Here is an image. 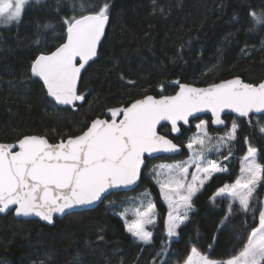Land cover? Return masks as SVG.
<instances>
[{
    "label": "trees",
    "instance_id": "obj_1",
    "mask_svg": "<svg viewBox=\"0 0 264 264\" xmlns=\"http://www.w3.org/2000/svg\"><path fill=\"white\" fill-rule=\"evenodd\" d=\"M104 2L110 4L109 23L96 58L81 74L78 92L85 95V101L75 108L54 107L42 83L30 73L37 55L63 42L54 39L61 35L60 28L53 31L41 26L57 23V8L60 16L70 15L72 0L28 5L19 23L0 26V142L29 134L56 142L80 134L109 107L127 105L147 94H172L174 79L204 86L232 76L254 84L264 78V29H252L248 16L249 10L264 11V0H156L155 5L153 0H76L85 6ZM233 120L239 125L233 153L245 152L244 138L248 137L261 151L259 162L264 164V136L259 132L264 115H228L225 128L215 129L209 122L208 130L217 134L228 129ZM193 129L192 122L175 138L183 145L180 155L149 159L147 165L155 159L185 157L184 143ZM159 131L169 135L167 125ZM235 160L227 164V172L213 174L192 198L189 219L170 241L165 225L167 208L144 169L134 190L112 193L95 208L66 214L52 225L17 219L12 212L0 215V264H164L165 260L166 264H179L193 246L212 259L227 260L242 249L247 234L258 225V209L264 204L261 184L255 192L257 210L243 213L234 204L233 217L217 237V225L229 201L218 198L213 203L210 198L225 183L234 182L238 172ZM141 189L150 192L157 212L150 245L132 237L106 204L111 196L117 199ZM100 235L103 241L97 239ZM162 241L168 242L171 252L157 257ZM209 245H213L210 253Z\"/></svg>",
    "mask_w": 264,
    "mask_h": 264
},
{
    "label": "snow or ice",
    "instance_id": "obj_2",
    "mask_svg": "<svg viewBox=\"0 0 264 264\" xmlns=\"http://www.w3.org/2000/svg\"><path fill=\"white\" fill-rule=\"evenodd\" d=\"M42 2L0 0V26L19 23L27 5ZM109 9L107 2L85 6L72 0L70 15L60 16L57 8V23L41 26L53 31L60 28L61 35L54 39L63 40L54 50L41 52L30 64L32 76L42 81L45 94L52 98L54 107L75 108L77 102L85 101V95L78 92V80L81 69L97 55ZM248 16L252 29H264V11L249 10ZM175 83L179 85V91L174 95H160L159 98L144 95L127 106L109 108L106 111L111 115L110 120L93 119L80 134L57 143H50L44 135H26L15 143H0V213L14 206L16 216H36L52 223L54 214L87 208L102 201L110 190L136 185L145 165V154L179 150V145L172 139L158 133L157 126L161 121L170 122L171 132L179 133L178 122L188 124L189 118H196L197 113L210 112L211 122L216 125L225 123L221 118L225 110L242 118L264 114V81L246 83L236 76L203 88L179 81ZM120 116L122 118L117 119ZM207 124L208 121L200 120L196 125L199 132L186 145L193 153L187 161L173 166L162 164L153 169V178L169 209L165 222L168 238L178 235L177 230L193 210L192 198L213 174L228 171L219 161L207 159L205 155L213 140L207 132ZM238 127L233 120L226 134L215 138L217 145L229 146L228 155L223 156L225 161L233 155L231 146L237 139ZM259 132L264 136V125L259 126ZM244 144L247 149L240 160L239 176L233 183H225L210 198L213 203L218 198L229 201L225 215L217 225V237L233 217L234 204H238L243 213L257 210L255 192L264 184V164L259 162L261 151L248 137L244 138ZM16 148L18 150H14ZM191 166L195 171L190 173ZM137 199V206L126 208L118 215L132 237L150 245L154 233L148 229L157 223L156 206L150 198L146 202ZM97 239L103 241L104 237L100 235ZM213 239L215 241L216 237ZM212 249L213 245H209V253ZM169 252L170 245L162 241L157 257H166ZM184 264H264V204L258 209V226L247 234L246 242L236 255L227 260H216L193 246Z\"/></svg>",
    "mask_w": 264,
    "mask_h": 264
},
{
    "label": "rangeland",
    "instance_id": "obj_3",
    "mask_svg": "<svg viewBox=\"0 0 264 264\" xmlns=\"http://www.w3.org/2000/svg\"><path fill=\"white\" fill-rule=\"evenodd\" d=\"M14 24H16V22H13V24H11V25H14ZM11 25H9V26H11ZM5 27H7V26H5ZM200 120L208 121L207 132L213 138L212 143L205 150V155H206L207 159L217 160V161H219L221 163V166H226V167H227V164L230 162V160L232 158L236 159L235 162H237V164H238V172H237L235 180L239 176L240 160L246 154L247 145L244 144L245 145V152L243 154H235V153H233V155L231 157H229V159L227 161L223 160V156H227L228 155L229 146L228 145H217L215 138L225 135L226 132L231 128V124L232 123L229 125L228 129L223 130L221 132H218L217 134H211L209 132V130H208V126H209V122L210 121L206 117H200V118H197V119H195L193 121L194 129L189 134V136L187 137V139H186V141L184 143V146L186 148V156L185 157H183L181 159L173 160V161H166V160H161V159H157L156 160L155 159V160L151 161L148 165L146 164L147 167L145 168V174L147 176H149L150 179L155 183V185L157 186L159 192H160L159 185L156 183L155 179L153 178L154 177V172H153L154 167L158 166V165H162V164L163 165H167V166H173V165H176V164L181 163L183 161H187L188 158L193 155V153L186 147V145H187V143H188L190 138H192V137H194L195 135L198 134L199 130L196 128V125L199 123ZM217 148L219 149V151H217ZM232 150L233 149H232V146H231V151ZM232 152H234V151H232ZM227 169H228V167H227ZM194 171H195V167L191 166L189 168V172L191 173V172H194ZM189 179H190V176H189ZM145 193L150 194V192L148 190L141 189V190H139V191H137L135 193H131L130 195H127V196H120L117 199L111 196L110 198H108L106 200V204H107V206L109 208H111L116 213V215H118L119 212L123 211L126 208L127 209H131L132 207L137 206L139 204V200L137 198H141V199L145 200V202L147 201V199L150 198L151 201L153 202L151 194L146 196V195H144ZM160 195H161V192H160ZM161 198H162V201L164 202V204H165V206L167 208V213H168L169 209H168V206H167V202L164 201L162 195H161ZM110 202H114V204L110 203ZM155 212H156V208H155ZM118 217L124 223V220L119 215H118ZM156 218H157V212H156ZM128 219L129 220L132 219V216H131L130 212H129V215H128ZM166 219H167V215H166ZM152 227L153 226H149L148 230L151 231ZM172 238L173 237L169 238V241ZM185 260L182 263H179V264H184Z\"/></svg>",
    "mask_w": 264,
    "mask_h": 264
},
{
    "label": "water",
    "instance_id": "obj_4",
    "mask_svg": "<svg viewBox=\"0 0 264 264\" xmlns=\"http://www.w3.org/2000/svg\"><path fill=\"white\" fill-rule=\"evenodd\" d=\"M108 23H109V19H108V22H107L106 25H105V32H106V29H107ZM104 35H105V34H104ZM103 37H104V36H103ZM103 37L101 38V41L103 40ZM101 41H100L99 44L97 45V52H98V48H99V45H100ZM53 50H54V49H53ZM96 56H97V55H96ZM96 56L93 57L92 60H90V61L85 65V67H84L83 69H81L80 77H81V74H82L83 70L87 67V65H88L91 61H93V60L96 58ZM78 59H79V58H78ZM30 73H31V72H30ZM31 75H32V74H31ZM32 77H33V76H32ZM234 77H236V76H232V77H229V78H226V79H222V80H219V81L214 82V83H219L220 81L228 80V79H232V78H234ZM239 77H240V76H239ZM34 78H36V77H34ZM240 78H241L244 82H246V83H250V82L245 81L242 77H240ZM36 79L39 80V78H36ZM39 81L42 83L41 80H39ZM79 81H80V78H79V80H78L77 88H78V86H79ZM176 81H179L181 84H190V85H192V86H194V87H198V88L207 87L208 85L213 84V83H210V84H207V85H204V86H198V85L191 84V83L181 82L180 79H174V80L171 81V85H173V86L176 88L175 91H174L172 94H163V95H174L175 92L179 91V85L175 83ZM261 81H264V78H263ZM261 81H260V82H261ZM260 82H258V83H260ZM258 83H256V84H258ZM252 84H254V83H252ZM45 92H46V89H45ZM147 95H152V96H154V97H156V98H159V97H160V95H159V96H155V95H153V94H147ZM48 98L52 101V98H50V97H48ZM140 98H142V97H140ZM140 98H137V99H140ZM135 100H136V99H135ZM135 100H133V101H135ZM52 102H53V101H52ZM78 103H81V102H77V104H78ZM127 105H128V104H127ZM127 105L122 104V105H119V106H113V107H109V108L122 107V106H127ZM57 106H60V107H70V108L72 107V106H63V105H57ZM109 108H107V109H109ZM107 109H106V110H107ZM106 110H105V114H104V116H102V117H95L94 119H96V118H100V119H109V120H110V119H111V115H110V113H108ZM228 115H234L235 117L240 118V117H238V115H237L236 113L231 112V110H225V112L221 114V118L225 121V123L222 124V125H216V124H213V123L211 122V121H212V117H211V113H210V112L197 113V114H196V118H191V117L189 118V123H188V124H184L183 122H178V127L180 128V132H179V133H172V132H171V125H170V122H167V121H161L160 125L157 126V131H158V133L161 134V135H165V134H163V133H161V132L159 131V128H160L161 126H163V125H167V126L169 127V135H165V136H167L169 139H172L174 143L178 144V145H179V150H178L177 152H175V153H154V154H145V158H144V159H145V165L142 166L141 176H140V179L138 180L137 184H136V185H133V186H131V187H129V188H119V189H113V190H110V193H109V194H106L105 197L102 199V201H103L108 195H110V194H112V193L130 192V191L134 190L135 188H137V187L140 185L141 178H142V174H143L144 169H145L146 164H147V160H149V159H154V158L161 157V156L172 157V156L180 155V154L183 152V145H181V144H179L178 142H176V141H175V138L178 137V136L181 134V132H182V127H183V128H187V129H189L190 126H191V123H192L195 119L200 118V117L207 116V117H209L210 124H211V126H212L213 128H215V129H223V128H225L226 125H227V116H228ZM251 115L260 116V115H264V114H250V116H251ZM120 118H122V116L117 117V119H120ZM90 123H91V122H90ZM90 123H89V125H90ZM29 135H39V134H29ZM77 135H78V134H77ZM24 136H26V135H24ZM22 137H23V136H22ZM22 137H21V138H22ZM19 139H20V138H19ZM65 139H67V137H66ZM59 140H60V139H59ZM59 140H57L56 142H51V141H49V142H50V143H57ZM16 141H17V140H16ZM16 141H13V142H0V143H15ZM14 150H18V148L14 149ZM102 201H98L96 204H94V205H92V206H89V207H87V208H77V209L69 210L68 214L73 213V212H77V211L89 210V209L95 208V207H96L97 205H99ZM9 212H12V213H13V216H14L15 218H17V219H23V220H27V219H36V220H39V221H41L42 223L47 224V225H52V224H54V221H55L56 218H57V219H60V218H62L63 216L66 215V214H54L53 222H52V223H48V222H46V221L41 220L39 217H36V216H29V217L16 216L15 213H14V206H12V208H11L10 210H8V211H6V212H4V213H0V215H5V214H7V213H9Z\"/></svg>",
    "mask_w": 264,
    "mask_h": 264
},
{
    "label": "flooded vegetation",
    "instance_id": "obj_5",
    "mask_svg": "<svg viewBox=\"0 0 264 264\" xmlns=\"http://www.w3.org/2000/svg\"><path fill=\"white\" fill-rule=\"evenodd\" d=\"M148 161V160H147Z\"/></svg>",
    "mask_w": 264,
    "mask_h": 264
}]
</instances>
